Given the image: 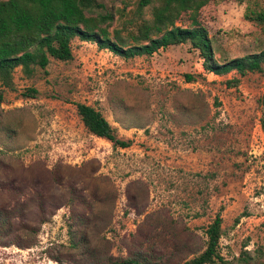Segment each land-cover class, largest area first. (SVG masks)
Wrapping results in <instances>:
<instances>
[{"label":"rangeland","instance_id":"rangeland-1","mask_svg":"<svg viewBox=\"0 0 264 264\" xmlns=\"http://www.w3.org/2000/svg\"><path fill=\"white\" fill-rule=\"evenodd\" d=\"M97 1L122 35L151 18L134 0ZM195 18L219 62L264 46V0H210ZM70 47L0 84V264H180L216 213L211 264L264 260V64L214 75L188 42L129 59ZM76 103L128 145L88 132Z\"/></svg>","mask_w":264,"mask_h":264},{"label":"trees","instance_id":"trees-1","mask_svg":"<svg viewBox=\"0 0 264 264\" xmlns=\"http://www.w3.org/2000/svg\"><path fill=\"white\" fill-rule=\"evenodd\" d=\"M210 0H134L135 12L150 6L149 20L140 19L133 29L121 34L117 28L109 30L113 13L97 0H0V84L9 86L11 71L19 67L30 74L34 66L44 68L53 58L71 59L70 41L77 38L90 41L100 49L129 59L151 55L159 48L188 42L199 51L201 66L206 72L224 75L236 72L239 76L260 72L264 64V46L256 52L232 57L221 62L212 54L203 26L196 14ZM190 12L191 26L182 27L175 21L181 12ZM124 23V22H123ZM185 81L192 76L185 73ZM238 79H227L234 85ZM34 89H26L31 96ZM2 93L0 91V104ZM83 127L91 134L104 138L114 146L126 147L127 140L118 138L101 113L90 105L75 104ZM220 216L215 214L206 226L204 249L180 264H211L217 257L216 247L220 235ZM251 264H264V260Z\"/></svg>","mask_w":264,"mask_h":264}]
</instances>
